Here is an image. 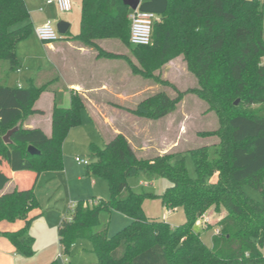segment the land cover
I'll use <instances>...</instances> for the list:
<instances>
[{
  "label": "trees",
  "instance_id": "trees-1",
  "mask_svg": "<svg viewBox=\"0 0 264 264\" xmlns=\"http://www.w3.org/2000/svg\"><path fill=\"white\" fill-rule=\"evenodd\" d=\"M128 11L123 0H81L79 33L69 36L67 32L61 39L96 50L105 59L123 58L131 73L154 83L166 81L151 73H158L164 64L179 57L196 79V86L180 91L168 85L174 97L159 90L126 111L143 120L157 121L173 113L186 95L193 94L217 121L215 130L199 136H215L218 142L185 152L195 168L193 180L185 169L184 157H180L185 153L164 152L142 159L119 132L102 147L90 143L86 171L105 181L109 196L77 201L68 210L56 232L62 254L69 255L76 241L87 240L96 264H264L260 251L264 242L261 1L167 0L165 13L152 26L151 45L142 47L129 44ZM29 18L24 0H0V158L13 171L34 175L30 187H14L0 195V223H22L15 231H0V236L26 256L33 253L29 228L41 215L32 214L38 207L36 179L45 171L62 170L63 143L69 130L80 125L84 108L82 95L70 92V105L63 108L58 104L61 94L53 92L49 137L39 129L24 128L25 120L43 114L34 104L46 90V85L35 84L36 75L26 88L7 86L8 73L18 69L16 45L32 34ZM17 24L22 25L12 29ZM111 39L128 48L135 61L106 53L97 45L99 40ZM12 129L16 131L9 143L3 142ZM29 146L39 153L30 155ZM139 175L167 180L169 186L159 200L169 211L181 209L183 224L171 227L164 220L144 216L142 199L151 194L137 193L128 185L130 178ZM6 181L7 177L0 174V188ZM245 186L258 192L261 200L247 195ZM116 212L127 217L129 223L110 237V216ZM211 212L219 216L215 226L220 232L207 246L193 227L203 214L211 220ZM210 225L209 221L207 228Z\"/></svg>",
  "mask_w": 264,
  "mask_h": 264
},
{
  "label": "rangeland",
  "instance_id": "rangeland-1",
  "mask_svg": "<svg viewBox=\"0 0 264 264\" xmlns=\"http://www.w3.org/2000/svg\"><path fill=\"white\" fill-rule=\"evenodd\" d=\"M260 1L264 9V0ZM56 14L59 15L58 13ZM79 15L81 16L80 13ZM80 16L78 17L77 21L78 32L80 31ZM56 17L57 16H55V18ZM52 23L55 27L57 22ZM20 25L22 24H17L12 29L19 27ZM262 25L264 38V15ZM113 40L116 43L111 44L109 48L116 50L117 44H122L115 39H111L108 41ZM67 41L73 42L75 45H79L78 42L72 41L71 39ZM45 45L46 44L42 43L36 37L34 31H32V34L29 35L27 38L17 43V68L22 67L24 69L25 67H27V69L23 70L20 73H16V70L10 71L8 73L7 84L8 86H10V88H16L17 81H19L24 88L28 86L27 77L31 73L29 68L30 64L24 62V57H30L29 59L34 57L36 61H38V59L45 60ZM126 50V59L129 58L135 61L128 48ZM121 59L124 60L123 58ZM124 62L126 63L125 60ZM262 63L264 64V59L262 60ZM126 65L128 66V63H126ZM54 66L55 67L49 68V70H45V72L41 74L38 73L41 76L40 78H37L38 74L35 77V84L37 86H39L38 84H40V86L46 85V90L43 91L41 95H43V93L47 91L53 92L59 86L61 87L62 78L58 77V74L60 72V74L64 75L65 71L58 72L56 65ZM3 67L4 69L8 70L7 63H4ZM151 75L153 77L159 76L161 80H164L167 83H154L152 79L144 77L142 78L141 76L136 75L142 79V89L144 91V94L140 97L139 101L150 94L159 92V90L165 91L170 97H174L175 93L168 88V85H172L180 91H185L186 89H190L191 87L196 86V79L192 74H189L186 71L185 65L179 57H176L173 61L164 64L160 68L158 73L156 71H153ZM110 102L113 103V105L116 106L115 108L117 109L113 108L112 114L105 115L104 117L108 119L106 123L107 125H101L102 129L105 130V136H107L108 138L112 136L114 130H119L125 136L130 137L133 140L135 146L143 148L144 151H148V149L152 151L156 150V148H160V152L163 150H167L170 147H175L171 149V152L182 154L186 151L192 150V148L208 146L218 142V139L215 136H208L205 138L199 136L200 133H207L208 131L215 130L217 128V121L216 116L213 112L206 111L207 105H205L193 94L186 95L177 105L176 110L173 113L163 118H160V120L157 121H149L146 119L143 120L128 113L126 109L134 108L135 106L132 103L128 102V104H123L119 103L118 100H113ZM117 103L121 104V106H119ZM63 105H70V99L68 98L67 94L65 96ZM40 107L45 110L49 108L47 103H45L44 99L41 101ZM100 108L102 110H110L103 107ZM118 108H121V110L126 111L127 114L121 113ZM82 111L80 125L73 127L69 130L63 143L62 170L52 172L45 171L41 173L36 183L37 191L41 193V199L37 200L38 207L37 209L32 211V214L36 215L38 212H41V215L34 219L31 224L32 227L30 229V236H32L33 238V242L31 245V251L33 252L32 255L26 256L23 252H20L18 249L15 248H13L12 251H9V253H7L10 257L14 256L15 254L18 260H20L21 262L24 261V264H50L54 261V259L56 260L57 264H67L63 263L62 258L59 257V254L62 250L58 243L56 227L61 219V216L68 210L69 207H71L72 204L69 201L72 199L71 197H67V193H65V190L63 188L59 187L61 185V181L58 179V177L62 174H66L67 172L74 178L87 175L86 167L77 165L75 162V157H79L80 159L89 157V143H93L99 147H102L104 144L100 136L93 131L91 125L86 120L85 113H82ZM99 123H101V120L99 121ZM107 129H109V131ZM156 153L157 152L152 151L148 152L147 154L144 153V155L138 154V157L142 159H145L147 157L150 158L156 155ZM180 157H184L185 169L187 170L189 177L193 180L196 177V173L195 168H193L191 156L188 153H185ZM48 175H52L49 176V178L55 175H57L58 177H55L54 181L51 182L52 188L48 187V190L50 191V196L46 197L44 191L42 190H47V188H45V185L47 182L46 179L48 178ZM213 179L214 177L210 180ZM128 185L132 187V189L137 193H142L144 195L148 193L151 194V196L146 195V197L142 199V210L145 217L158 221L164 220L171 227H179V225L185 222V216L181 209H178L177 211H169L162 205L161 201L159 200V197L162 195V192L169 186L166 179L158 177L152 178L139 175L135 178H130V180L128 181ZM97 187L98 191L95 195L97 197L101 196V198L107 199L109 196V192L108 187H106L105 181L100 179ZM39 189L42 190L40 191ZM244 191L254 200H261L258 192L253 191L249 187L245 186ZM100 192H102V194ZM72 193H74V191ZM87 198H90L89 194H86L84 195V197L77 199L84 200ZM61 210L62 212H60ZM210 215L211 225L209 228L203 230L200 227V222H197L193 227V231H196L200 234L202 242H204L207 246H211V239L213 235L216 234V230H218L215 224L219 220V216H216L213 212H211ZM128 223L129 220L127 217H124L123 215L117 212L113 213L111 215L110 226L107 230L108 236L111 237L115 235L117 231L128 225ZM10 224L14 225V227L18 226L17 228L22 226V223L20 221H15L14 223ZM69 250V255L64 257L67 259V262H69V264H96V258L92 253L90 243L87 240L76 241ZM260 251L264 258V242L260 247ZM5 264H16V262H11L7 260V263L5 262Z\"/></svg>",
  "mask_w": 264,
  "mask_h": 264
},
{
  "label": "crops",
  "instance_id": "crops-1",
  "mask_svg": "<svg viewBox=\"0 0 264 264\" xmlns=\"http://www.w3.org/2000/svg\"><path fill=\"white\" fill-rule=\"evenodd\" d=\"M28 14L30 16L29 23L33 28L40 26L50 20L51 22H58V21H66L68 23L67 32H69V36H76L78 32V17L80 16V7H81V0H73L71 3V9L68 12H60L55 4H46L47 0H24ZM58 13L59 15H57ZM55 16H57L55 18ZM61 41V42H60ZM56 43H49L45 45L46 47V57L45 60L36 61L34 57L29 59L30 57H24V62L29 63L30 66V75H28L27 79L28 82L30 78L37 75L38 73H43L45 70H49V68L55 67L56 65L58 72L65 71L64 75L60 74V78H62L61 87L59 86L53 92L61 94V98L58 100V104L60 107L66 108L64 106L65 96L67 94L68 98L70 99V92L78 93L82 95L84 98V108L82 113H85L86 120L91 125L93 131L97 133L103 143L108 140V137L105 136V130L102 129L101 125H107L108 119L105 118V115L112 114V110L117 109L116 106L113 105L110 101L118 100L119 103L128 104L132 103L136 105L139 101L140 97L144 94L142 89V79L135 74L130 72V69L122 60L121 58H111L105 59L98 55L96 50L91 48H86L81 45H75L73 42H69L67 40H60ZM114 41V40H113ZM108 41V40H99L97 45H99L100 49H102L106 53H113L118 56L127 57V50L124 45L117 44L116 50L110 49L109 47L111 44L116 43L115 41ZM61 66V67H60ZM36 67V68H35ZM18 72L20 73L23 70H26L27 67L24 69L22 67L18 68ZM40 74H38L37 78H40ZM40 85V84H38ZM8 86V84H7ZM10 87V86H9ZM16 88H24L23 85L17 81ZM52 91H47L41 95V97L36 101L34 104V108L41 110L43 112L42 115L35 114L27 119L23 126L29 130L39 129L43 132L46 137L50 135V113L53 104L54 94ZM44 99L45 103L48 105V109H42L40 107L41 101ZM137 101V102H136ZM117 103L119 106L121 104ZM100 107L107 108L110 110H102ZM121 113H126V111L121 110L118 108ZM83 115V114H82ZM97 119V120H96ZM101 120V123L99 121ZM107 127V126H106ZM109 131V129H107ZM106 130V131H107ZM122 133L119 130H114L113 133ZM123 134V133H122ZM113 135V134H112ZM124 135V134H123ZM125 136V135H124ZM126 139L131 144L132 149L138 155H144V153L148 152H157L156 154H161L164 152H171V149L175 147H170L167 150L160 151V148H156V150L144 151L143 148H139L134 145L133 140L130 137L125 136ZM90 144V143H89ZM103 144V145H104ZM155 156V155H154ZM76 158V157H75ZM149 158V157H147ZM89 159V157H87ZM1 160V158H0ZM0 174H3L7 177V181L5 184L0 188V195L5 194V192H9L13 190L14 187L17 189L28 188L32 185L34 180V175L32 173H27L23 171H13L7 162L1 160L0 163ZM41 175V174H40ZM37 177L35 185H34V193L36 201L40 200L41 196L39 191H37L36 183L38 181ZM46 179L45 188L47 190L39 189L40 191H44L46 197L50 196V191L48 190L51 187V182L54 181L57 175ZM61 181L60 188L65 190L67 193V197H71L72 200L69 202L72 204L71 207L77 201H84V200H91V199H99L101 196L97 197L98 191V183L100 178H95L87 173V175L79 176V177H72L68 172L66 174H62L58 177ZM60 183V182H59ZM72 186V187H71ZM74 191V193H72ZM102 191V190H101ZM43 193V194H44ZM102 194V192H100ZM90 195V198L87 199H77L84 197V195ZM47 199V198H46ZM103 199V198H102ZM69 207L68 210L71 208ZM63 210V209H62ZM62 210L60 212H62ZM68 210L61 216L60 221L57 224V227L62 221V218L68 213ZM177 211V210H176ZM113 214V213H112ZM111 214V215H112ZM111 218V216H110ZM111 222V221H110ZM110 226V225H109ZM6 222L0 223V231H15L19 228ZM29 228V235L30 229ZM56 227V232H57ZM57 234V233H56ZM32 237V236H31ZM58 237V235H57ZM13 246L10 244L9 240L3 236H0V264L7 263V260L11 262H16V264H24V261L21 262L18 260L14 254V256L10 257L7 253L13 250ZM7 254V255H6ZM15 260V261H14ZM55 260V259H54ZM19 261V262H18ZM69 264V262H67Z\"/></svg>",
  "mask_w": 264,
  "mask_h": 264
},
{
  "label": "built area",
  "instance_id": "built-area-1",
  "mask_svg": "<svg viewBox=\"0 0 264 264\" xmlns=\"http://www.w3.org/2000/svg\"><path fill=\"white\" fill-rule=\"evenodd\" d=\"M72 1L73 0H47L46 4H55L60 12H68L71 9ZM141 2L142 0H140V4ZM157 17L158 15L156 16L155 14L140 12L139 6H137L135 10L129 9V44L135 47L151 45L153 33L152 26ZM33 31L36 37L46 45L60 41L62 38L50 20L40 26L33 28ZM18 70L19 69H17V72ZM75 162L77 165L81 166H87L90 163L89 159H80L79 157L75 158ZM73 206L71 208H73ZM209 221L210 218L203 214L198 222H200V227L205 230L208 227ZM216 231V234L220 232V230ZM59 257L62 258L63 263H67V259L64 258L66 256L62 254V251L59 254Z\"/></svg>",
  "mask_w": 264,
  "mask_h": 264
},
{
  "label": "water",
  "instance_id": "water-1",
  "mask_svg": "<svg viewBox=\"0 0 264 264\" xmlns=\"http://www.w3.org/2000/svg\"><path fill=\"white\" fill-rule=\"evenodd\" d=\"M140 4V0H123V5L125 7H128L131 10H135L137 6H139V11L140 12H145V13H151L155 14L156 16L163 15L165 13V10L167 8V0H145L142 1ZM56 31L61 36H64L67 33V28H68V23L66 21H58L56 23ZM234 105L237 106V101L234 102ZM16 129L9 130L3 137V142L9 143V137L14 134ZM27 152L30 155H35L38 154L39 151L34 148L33 146H29L27 148Z\"/></svg>",
  "mask_w": 264,
  "mask_h": 264
}]
</instances>
